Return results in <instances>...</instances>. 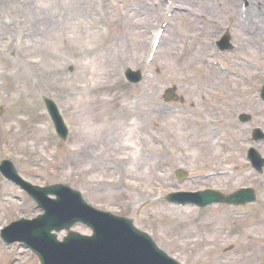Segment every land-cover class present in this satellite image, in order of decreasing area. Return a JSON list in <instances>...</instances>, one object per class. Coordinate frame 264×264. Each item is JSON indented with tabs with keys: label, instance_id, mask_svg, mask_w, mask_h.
<instances>
[{
	"label": "rangeland",
	"instance_id": "1",
	"mask_svg": "<svg viewBox=\"0 0 264 264\" xmlns=\"http://www.w3.org/2000/svg\"><path fill=\"white\" fill-rule=\"evenodd\" d=\"M30 1L25 10L19 0H0V162L12 159L33 183L79 189L89 203L131 218L185 264H263L264 165L261 172L252 171L244 153L247 130L261 125L264 131V113H258L250 92L263 78H257V66L264 73V0H249L250 11L243 13L241 0H172L184 11L170 17L162 9L169 0ZM80 5L86 6L84 13ZM164 21L148 62L149 43ZM225 26L238 53L257 60L251 67L238 60L240 71L252 75L248 92L249 83L234 84L210 64L216 59L210 55L213 41ZM138 66L145 78L127 83L122 69ZM167 88L182 98L165 100ZM45 96L63 108L70 128L64 141L43 112ZM241 111L252 118L235 126ZM88 124L91 135L82 132ZM255 147L264 158V140ZM175 169L183 170L185 179H176ZM242 185L257 190L256 202L234 207L241 213L252 209L249 215H229L232 208L225 204L179 207L164 199L180 188L229 193ZM13 191L20 198L0 199V221L35 212L33 202ZM1 243L0 264L29 256ZM248 247L255 253L252 260L245 255ZM25 263L37 260L29 256Z\"/></svg>",
	"mask_w": 264,
	"mask_h": 264
},
{
	"label": "bare ground",
	"instance_id": "2",
	"mask_svg": "<svg viewBox=\"0 0 264 264\" xmlns=\"http://www.w3.org/2000/svg\"><path fill=\"white\" fill-rule=\"evenodd\" d=\"M50 2H54V3H58V2H60L61 0H49ZM78 1H80V0H78ZM99 1V0H98ZM154 1V0H153ZM152 1V2H153ZM29 2H30V4H31V2L32 1H30V0H19V3H21V8L22 9H25L26 10V8H27V3L29 4ZM128 3L127 2H123V5H127ZM100 5H101V2H99L98 3V5H97V7L99 8L100 7ZM81 6V5H80ZM89 8H91V6H88ZM163 7H165V6H163ZM101 8V7H100ZM81 10H82V12L84 13V10L86 11V6H84V9H83V7L81 6ZM96 17L98 18V16L96 15ZM260 19V21L262 20L261 18H259ZM1 20V19H0ZM264 23V22H263ZM92 26V25H91ZM93 27H95L96 28V24L95 25H93ZM258 36H260V34L259 33H254V35H253V38L254 39H257L258 38ZM262 37H263V35H262ZM75 39H76V37H75ZM256 42L258 41V40H255ZM208 43V42H207ZM140 69H141V67L139 66L138 67V70L135 72V74L137 75L138 73H139V71H140ZM145 75H144V78H145V76H146V74L147 73H144ZM84 134H88V135H91L92 134V132H93V128H92V126L90 125V124H88V126L86 127V129L85 130H83L82 131ZM74 133H75V131H74ZM74 133H73V135H74ZM114 137V136H113ZM118 146L119 147H122L123 146V143L121 142V141H119V143H118ZM258 158V157H257ZM236 191H238V193H237V196L239 197V196H242V191L241 190H239V189H235ZM1 191H3L2 189H0V192ZM3 197H5V201H6V203H9V202H11V200H9L10 199V197L8 196V195H3ZM244 200L246 199L245 197L243 198ZM244 201H242L241 200V202H240V204L241 203H243ZM32 205H34L33 203H32ZM59 206V200L57 201V202H55L54 203V205H53V207L54 208H57ZM33 215H36V218L40 215V212H37L36 214H35V212H34V214ZM51 214L49 213L48 214V216H50ZM253 225V224H252ZM251 227H253V226H251ZM254 228L257 230V229H260L261 227L260 226H258V225H255L254 226ZM262 230V229H261ZM260 230V231H261ZM239 242H240V239L238 240V244H239ZM258 243H260V241L258 242ZM159 246V245H158ZM159 248H161L162 250H164L165 251V249H163L162 247H160L159 246ZM259 253V251L257 250L256 251V255ZM245 255H246V258L248 259V260H252L254 257H255V253L254 252H252L251 251V248H249L248 247V251L245 253ZM262 260L264 261V253H263V258H262ZM263 264H264V262H263Z\"/></svg>",
	"mask_w": 264,
	"mask_h": 264
}]
</instances>
